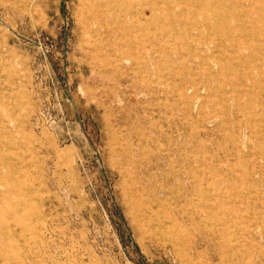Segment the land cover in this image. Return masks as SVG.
<instances>
[{"label":"rangeland","instance_id":"374dc122","mask_svg":"<svg viewBox=\"0 0 264 264\" xmlns=\"http://www.w3.org/2000/svg\"><path fill=\"white\" fill-rule=\"evenodd\" d=\"M80 1L0 0V264H182L143 237L128 153L190 264H223L188 250L206 223L223 231V255L237 239L240 258L264 263V5L247 17L250 0H227L214 16L171 0L184 20L171 37L156 27L146 65L142 40L120 60L91 39ZM206 17L217 25L200 28L204 42L186 35ZM205 194L215 206L201 213Z\"/></svg>","mask_w":264,"mask_h":264},{"label":"bare ground","instance_id":"6f19581e","mask_svg":"<svg viewBox=\"0 0 264 264\" xmlns=\"http://www.w3.org/2000/svg\"><path fill=\"white\" fill-rule=\"evenodd\" d=\"M189 1H191V3L189 2L191 4L190 7H188L189 9L193 10L194 8H196L199 11H202V13L204 14H208L211 12L212 14H214V16L219 12V9L217 8L222 5L225 6L227 2V0H211V1L189 0ZM162 2H165V4H162L161 1L159 0H81L80 13L84 23V28L86 29V32L90 34V38L93 39L94 41H100L101 43H103L104 47L105 45L109 44L113 53L119 56L120 60H123L126 57V54H129L131 52L134 53V51H137V47H138L137 44L140 42V40H142L141 43L143 44V49L146 48V52H147L145 63L147 62L146 65H148L149 62L152 61L153 52H154L153 50L157 40L156 27H162L161 28L163 30L162 36L171 37L172 34H174L173 30L176 27V21L179 18L181 20H184V13H183L184 11L182 10V8L181 11L178 13L175 12L170 13L171 0H162ZM189 3L187 2V4ZM263 5L264 2L255 3L254 1L250 0L248 3L247 17L249 15H251V17H254L256 15L255 13H253L255 11L254 9L256 8L260 9ZM162 7L169 10V13L167 15H162L161 13ZM172 13L174 16L171 15ZM218 19H221L220 15ZM216 25L217 23L215 21H212L208 17H206V19L201 22H194L188 20L187 23L184 24V28L186 29V35H188V33L190 34L192 31L197 29L195 31H198V37H197L198 40L204 42L205 36L202 33V29L200 28L202 26L206 28H215ZM250 26L247 27L246 25L244 26V24H241L240 27L244 34L249 35L252 30L256 31L255 24L254 25L250 24ZM225 32L229 36L232 35L230 28L225 29ZM107 40L108 42H106ZM210 49L212 48L208 46L207 50ZM142 64L143 63L138 65V63H136V66H134V68L135 67L137 68L138 66L140 69H142V67L144 66ZM137 160L139 159H136L134 154L128 153L127 156H124L122 158L120 167H121V172L125 177L127 195L130 199V203L132 207L134 208L136 220H138L139 222V225L143 233V237L144 238L148 237L152 240H156L158 242L163 243L165 246H170L172 248L170 249L173 250L176 255L181 257L182 264H190V262H192L193 260H191V258L187 257L185 254L182 253L178 240L173 237L172 235L173 233L170 230L171 228L168 226L166 217H164L162 212L157 208V204L155 201L158 198L157 193L156 191L151 189L150 186L146 183L143 177V172H144L143 168L138 164ZM192 172L195 173L196 170L194 169ZM247 172L249 173V171ZM191 174L189 173V177L191 176ZM20 186H18V188ZM13 189L14 186L12 189H10V191H12ZM200 189H202V187L200 185H196L193 188V191L195 190L197 191ZM24 192L21 194L24 195ZM216 197L220 199L225 198L224 195H216ZM209 200L210 199L209 196L207 197V194H205L204 196L202 195V198L199 197V201L197 202L198 204L197 206H199L197 207L198 211L207 213L210 208L215 206L210 202L208 203ZM17 202L21 203L20 200ZM21 208H23V205L21 206ZM234 212H237V208L233 206L230 209L229 213L233 215ZM188 214H190L189 211ZM235 217H244V215L238 213L235 215ZM246 217H252L251 211H249V213L246 214ZM205 225H207V230H208V231L206 230L207 233H205L204 229L202 228L197 229V235L194 236V239L192 241V243H194V246L188 247L190 253L192 254L194 253L198 256L203 255L202 251L198 250V248L205 247V251H206L205 253L207 257L206 259L208 260L209 259L214 260L215 256L220 255L219 263H223V264H264V263H258L253 259L243 260L242 258H240L239 255H241V252H243V249L245 247L244 244H242L237 239H234L236 241L235 242L236 244L231 243L230 240L226 243V246L229 247L228 250L229 254L223 255L222 252H224V247L222 246L224 244L220 240V236L223 233V231H221V234L219 235L217 233L219 230L217 231V229L213 228V226L209 225L208 223H206ZM208 225L210 227H208ZM246 230H248L247 227ZM251 236H253L252 233L249 235V237ZM250 240L251 242H254L253 237H251V239L249 238L247 242H250ZM248 244L249 243H247V245ZM255 245L258 246V244L256 243ZM231 250H233L234 252ZM230 252H232V254ZM234 253L237 255L238 259H236L235 257L236 255ZM260 253L264 254V250H260Z\"/></svg>","mask_w":264,"mask_h":264}]
</instances>
